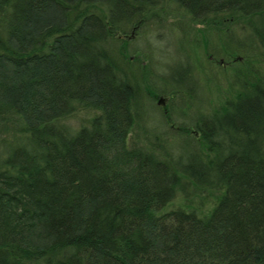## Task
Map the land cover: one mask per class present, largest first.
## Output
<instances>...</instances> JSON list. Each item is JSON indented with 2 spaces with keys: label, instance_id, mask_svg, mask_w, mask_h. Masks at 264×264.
I'll use <instances>...</instances> for the list:
<instances>
[{
  "label": "trees",
  "instance_id": "1",
  "mask_svg": "<svg viewBox=\"0 0 264 264\" xmlns=\"http://www.w3.org/2000/svg\"><path fill=\"white\" fill-rule=\"evenodd\" d=\"M170 3L243 24L264 55V0H0V127L22 131L0 130V264H264V73L237 70L180 168L129 144L138 89L118 55ZM78 110L98 114L70 135ZM189 183L220 193L208 212L167 209Z\"/></svg>",
  "mask_w": 264,
  "mask_h": 264
},
{
  "label": "rangeland",
  "instance_id": "2",
  "mask_svg": "<svg viewBox=\"0 0 264 264\" xmlns=\"http://www.w3.org/2000/svg\"><path fill=\"white\" fill-rule=\"evenodd\" d=\"M241 25L234 24L231 33L222 34L219 27L207 28L193 22L177 4L170 3L138 34H126L129 60L118 56L138 89L133 105L136 123L128 139L130 145L155 150L179 168L192 155H203L200 129L196 126L198 119L211 115L227 94L239 88L237 70L264 73L260 44L253 34L240 30ZM126 35L120 34L113 43L118 45ZM180 63L188 69L184 81L178 82L174 73ZM192 82L194 87L189 91L187 86ZM174 91L178 92L176 96ZM161 98H164L162 105L159 104ZM97 114L78 110L63 120V126L73 135L89 126ZM4 128H8L4 132L6 137L16 138L22 134L17 124L1 125L0 130ZM186 187L187 198L182 192L178 193L167 209L182 206L206 213L220 195L216 190L197 189L190 183Z\"/></svg>",
  "mask_w": 264,
  "mask_h": 264
},
{
  "label": "water",
  "instance_id": "3",
  "mask_svg": "<svg viewBox=\"0 0 264 264\" xmlns=\"http://www.w3.org/2000/svg\"><path fill=\"white\" fill-rule=\"evenodd\" d=\"M159 104H164V98H161V100L159 101Z\"/></svg>",
  "mask_w": 264,
  "mask_h": 264
}]
</instances>
